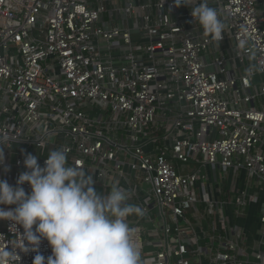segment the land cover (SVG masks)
Masks as SVG:
<instances>
[{
    "label": "built area",
    "instance_id": "obj_1",
    "mask_svg": "<svg viewBox=\"0 0 264 264\" xmlns=\"http://www.w3.org/2000/svg\"><path fill=\"white\" fill-rule=\"evenodd\" d=\"M200 2L0 0V179L60 149L144 210L127 218L141 264H264V0H208L220 39L191 16ZM259 199L248 252L232 219ZM22 233L0 220V249L46 261Z\"/></svg>",
    "mask_w": 264,
    "mask_h": 264
},
{
    "label": "clouds",
    "instance_id": "obj_2",
    "mask_svg": "<svg viewBox=\"0 0 264 264\" xmlns=\"http://www.w3.org/2000/svg\"><path fill=\"white\" fill-rule=\"evenodd\" d=\"M177 2L185 5L184 0ZM191 16L206 34L221 38L225 25L217 9L208 6V0H201L191 10ZM247 44L242 37L239 46ZM254 71L255 65L247 69L249 75ZM7 140V135L0 133V145ZM2 149L0 165L5 159ZM38 157L31 153L24 156L26 170L14 185L0 179V205H14L0 207V220L22 226V239L29 244L38 245L46 239L51 247L46 261L37 255L33 264L37 257L39 264H141V250L127 218L143 216L144 210L127 202L128 192L114 184L106 195L99 194L94 178L68 165L63 150L50 151L44 166L38 163ZM25 182L30 192L23 188ZM16 257L14 248L0 249V264H16Z\"/></svg>",
    "mask_w": 264,
    "mask_h": 264
},
{
    "label": "crops",
    "instance_id": "obj_3",
    "mask_svg": "<svg viewBox=\"0 0 264 264\" xmlns=\"http://www.w3.org/2000/svg\"><path fill=\"white\" fill-rule=\"evenodd\" d=\"M260 202H263L259 199V201L249 204L246 206L242 215L234 216L232 222L236 225L240 230H242L246 235L245 243H243V247L251 252V247L257 243V240L260 238L261 227L258 222L257 215L260 209ZM247 264H257L253 257H249Z\"/></svg>",
    "mask_w": 264,
    "mask_h": 264
}]
</instances>
